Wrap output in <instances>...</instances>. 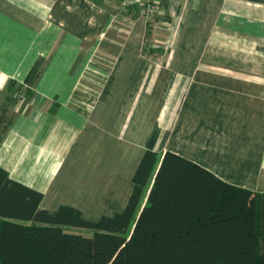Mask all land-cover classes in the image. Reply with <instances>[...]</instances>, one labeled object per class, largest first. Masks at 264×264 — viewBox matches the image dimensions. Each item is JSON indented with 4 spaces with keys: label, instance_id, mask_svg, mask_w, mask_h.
Instances as JSON below:
<instances>
[{
    "label": "crops",
    "instance_id": "obj_1",
    "mask_svg": "<svg viewBox=\"0 0 264 264\" xmlns=\"http://www.w3.org/2000/svg\"><path fill=\"white\" fill-rule=\"evenodd\" d=\"M1 108L43 210L123 211L150 154L138 217L168 151L264 193V0H0Z\"/></svg>",
    "mask_w": 264,
    "mask_h": 264
},
{
    "label": "trees",
    "instance_id": "obj_2",
    "mask_svg": "<svg viewBox=\"0 0 264 264\" xmlns=\"http://www.w3.org/2000/svg\"><path fill=\"white\" fill-rule=\"evenodd\" d=\"M10 122L1 114L0 143ZM146 168L123 211L92 221L71 206L41 209L43 194L0 166V264H264V193L168 151L137 217Z\"/></svg>",
    "mask_w": 264,
    "mask_h": 264
},
{
    "label": "built area",
    "instance_id": "obj_3",
    "mask_svg": "<svg viewBox=\"0 0 264 264\" xmlns=\"http://www.w3.org/2000/svg\"><path fill=\"white\" fill-rule=\"evenodd\" d=\"M162 0H123V7L129 8L131 5H138L141 14L147 19H153L159 12Z\"/></svg>",
    "mask_w": 264,
    "mask_h": 264
},
{
    "label": "rangeland",
    "instance_id": "obj_4",
    "mask_svg": "<svg viewBox=\"0 0 264 264\" xmlns=\"http://www.w3.org/2000/svg\"><path fill=\"white\" fill-rule=\"evenodd\" d=\"M2 111H3V108H1L0 116H1V114H3ZM68 229L71 231L82 233L83 235H86V236H90L93 233V231L91 229H88V228H76V227L73 228V227H71Z\"/></svg>",
    "mask_w": 264,
    "mask_h": 264
}]
</instances>
